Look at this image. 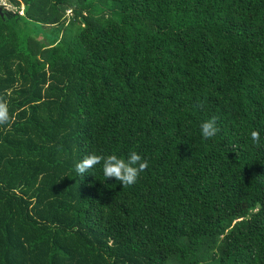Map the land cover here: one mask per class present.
Wrapping results in <instances>:
<instances>
[{
  "label": "trees",
  "instance_id": "1",
  "mask_svg": "<svg viewBox=\"0 0 264 264\" xmlns=\"http://www.w3.org/2000/svg\"><path fill=\"white\" fill-rule=\"evenodd\" d=\"M6 2L0 264H264V0Z\"/></svg>",
  "mask_w": 264,
  "mask_h": 264
},
{
  "label": "clouds",
  "instance_id": "2",
  "mask_svg": "<svg viewBox=\"0 0 264 264\" xmlns=\"http://www.w3.org/2000/svg\"><path fill=\"white\" fill-rule=\"evenodd\" d=\"M11 122L8 113V107L3 99H0V125H6ZM200 131L203 138H211L219 131L216 126L215 118L203 121L200 125ZM251 139L254 143L259 144L260 133L258 131L251 132ZM102 164V172L104 178L119 181L123 187L134 184L141 172L148 167V161L143 159L137 152H129L126 158H120L115 154L107 156L89 154L84 156L75 164V170L78 176L83 177L89 173L96 165Z\"/></svg>",
  "mask_w": 264,
  "mask_h": 264
},
{
  "label": "rangeland",
  "instance_id": "3",
  "mask_svg": "<svg viewBox=\"0 0 264 264\" xmlns=\"http://www.w3.org/2000/svg\"><path fill=\"white\" fill-rule=\"evenodd\" d=\"M0 6L4 7L5 9H8L10 12L15 11V7L7 3L6 0H0ZM19 14H23L22 6L21 9L19 10ZM65 14L68 15V17H70L71 12H69V10H66Z\"/></svg>",
  "mask_w": 264,
  "mask_h": 264
},
{
  "label": "water",
  "instance_id": "4",
  "mask_svg": "<svg viewBox=\"0 0 264 264\" xmlns=\"http://www.w3.org/2000/svg\"><path fill=\"white\" fill-rule=\"evenodd\" d=\"M4 9H5L4 7L0 6V14H2Z\"/></svg>",
  "mask_w": 264,
  "mask_h": 264
}]
</instances>
